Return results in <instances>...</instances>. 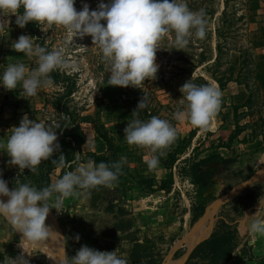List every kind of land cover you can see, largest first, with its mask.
<instances>
[{
    "label": "rangeland",
    "instance_id": "1",
    "mask_svg": "<svg viewBox=\"0 0 264 264\" xmlns=\"http://www.w3.org/2000/svg\"><path fill=\"white\" fill-rule=\"evenodd\" d=\"M100 2L108 3V0H75L74 7L80 11L82 6L87 4L89 11H93ZM187 5L194 12L204 9L207 20L205 38L200 39L193 34L189 44L181 50L174 43V33L167 34L159 42V49L156 52L155 63L158 65L156 78L145 79L137 86L139 88L107 84L110 65L104 60L99 48L92 44L90 36L73 37L63 26L49 27L34 22L20 28L15 24V16L5 17L11 23L4 33H0V77L9 63L23 62L30 70L37 67L35 57L29 58L10 47L11 42L17 40L20 35L34 37L35 43L49 51L63 48L67 59L77 65L75 70L59 69L51 72L54 86L39 88L37 95L32 97L25 96L20 85L12 91L0 86V144H6L11 128L19 126L24 114H27L30 120L33 119L31 116L42 117L44 106L50 109V105H44L45 99L49 97L51 100L53 94L65 91L67 82L73 81L71 105L79 107L82 114H89L95 120L81 122L86 140L81 145V151L76 153L78 160L72 163L69 171L86 163L89 153L108 156L112 153L100 136L101 127H98V123L101 122L119 144L117 158L127 157L125 165L129 168V173L118 177L113 183V186L121 190L119 203L125 206L128 216L133 220L132 232L139 240L149 239L146 245L155 256L162 257L161 264L184 263L187 258L184 257L185 247L177 244L183 234L193 228L202 216L193 218L196 211L195 190L186 169H182V166L186 168V165L180 159L194 153L205 156L212 151L215 152L214 150L219 153L222 151L224 155L230 154L225 146L216 144L220 139L226 141L235 128L240 129V133L228 148L232 149V153L236 152V160L220 167L209 189L211 195L216 198H213L214 200L222 201L212 216L213 226L210 230L212 231L222 220L233 223L230 219L245 218V213L250 214L252 210L264 207V0H249L246 10L238 6L235 0H230L226 18H221L223 0H187ZM236 16L241 18L236 20ZM230 18L232 23H225ZM101 23L104 24L105 21ZM218 30L223 32L221 36L217 35ZM72 39L76 46L69 43ZM218 41L219 51L216 48ZM240 51L253 52L254 69L248 72L245 82L229 80L225 84L222 90V106L210 129L202 133L187 120H175L173 116L179 106V99L182 98L179 91L182 84L189 79L197 85L209 81L218 84L215 76H219L223 81L226 77H238ZM245 72L246 70L242 74ZM249 92L252 94L250 101L243 106L235 107V104L244 101ZM143 97L147 107L138 110L139 119L147 120L156 115L169 120L177 130L176 141L166 150L173 152L177 140L187 138L194 130L190 144L185 151L178 154L179 157L171 168L164 164L167 158L165 154L160 157L159 166L149 170L145 163V156L149 155L148 149L129 145L123 137V130L132 119L131 113L137 107L133 102L135 100L138 103ZM56 114V110L51 108L48 116L55 120ZM40 120L44 121L43 118ZM9 160L5 149L0 148V179L8 182L10 190L17 186L16 180L30 183L38 190L45 187L47 182L43 161L33 173L28 169L19 170L18 166L9 164ZM52 161L53 158L49 159V162ZM60 168L56 166L51 170L50 184L63 176ZM252 171H255L252 177L247 178ZM259 171L261 173L256 177ZM170 177L172 182L168 190L157 187ZM238 185L239 189L233 195L231 190ZM92 192L90 190V198L84 203L78 198H68L59 209H50L45 224L53 232L67 237L64 251L69 257L75 256L82 245L98 251L110 252L117 249L119 254L127 257V250L131 244L127 238L107 239L99 235V244L107 247L103 250L82 237L88 230L98 229L99 217L111 219L103 209L104 201L101 198L94 199ZM235 195L237 197L233 201H223L225 197ZM0 198L4 201L8 199L4 196ZM259 199L262 203L258 207ZM77 235L78 241L75 239ZM50 245L55 247L60 256L63 244L57 236L53 235L40 242L24 239L22 233L16 232L8 219L0 216V264H3L5 256L15 258L20 254L24 255L28 264H52L46 251ZM177 248L181 257L173 259V253Z\"/></svg>",
    "mask_w": 264,
    "mask_h": 264
},
{
    "label": "clouds",
    "instance_id": "2",
    "mask_svg": "<svg viewBox=\"0 0 264 264\" xmlns=\"http://www.w3.org/2000/svg\"><path fill=\"white\" fill-rule=\"evenodd\" d=\"M75 0H0V33H4L11 21L5 17L15 16V24L24 28L29 22L37 25L63 26L73 37L90 36L104 60L110 65L107 84L119 87H136L145 79H155L158 65L155 63L159 42L169 33H174V43L184 49L191 36L204 39L207 20L204 9L192 11L187 0H108L100 2L97 9L89 11L84 4L82 10L74 7ZM22 9V11H21ZM101 21H105L104 24ZM73 39L69 41L71 45ZM76 46V45H74ZM10 47L29 58L35 57L37 67L29 69L23 62L9 63L0 77V86L12 91L20 85L24 95L32 97L42 87L54 86L50 73L63 69L75 70L77 65L70 62L63 48L49 51L35 43L29 35H20ZM80 48H85L78 46ZM182 98L174 112L175 120H187L202 133L210 129L222 106L223 93L213 81L197 85L189 79L179 88ZM147 107L144 97L131 113L132 119L124 128V139L129 145L148 149L145 163L149 170L159 166L160 157L177 139V130L167 119L153 115L147 120L138 118L139 111ZM66 118V117H65ZM57 128L29 119L24 114L18 127L11 128L6 144H0L10 157L9 164L19 170L36 172L42 161L52 158L60 145L56 143ZM59 167H65V155L60 152ZM127 157L118 161L96 163L89 159L73 171L42 189L30 183L16 180L11 190L8 182L0 179V216L8 219L15 231L24 239L33 242L45 241L53 235L62 242L58 257L59 264H128L127 257L113 251H98L82 245L75 256L69 257L64 251L67 237L60 236L45 224L50 209H59L68 198H78L84 203L90 198V190L98 186L112 187L122 174ZM258 201V207L261 206ZM58 212V211H57ZM251 219L250 230L254 235L264 236V218L245 213ZM75 239L78 241L79 236ZM3 264H28L23 254L15 258L5 256Z\"/></svg>",
    "mask_w": 264,
    "mask_h": 264
},
{
    "label": "trees",
    "instance_id": "3",
    "mask_svg": "<svg viewBox=\"0 0 264 264\" xmlns=\"http://www.w3.org/2000/svg\"><path fill=\"white\" fill-rule=\"evenodd\" d=\"M249 0H235V3L238 6H242L246 10ZM224 7L221 10V18H226L228 15L226 9L229 5L230 0H223ZM238 8V7H237ZM235 8V9H237ZM240 16H236L235 19H240ZM225 23H232V19L230 18ZM222 31L218 30L217 35L221 36ZM216 48L219 51L220 42L218 41L216 44ZM239 58V70L236 78L226 77L224 81L219 77L215 76L216 81L218 82L219 88L222 91L225 84L229 80H235L237 82H245L248 77V72L253 70L254 64V54L250 51H240L238 54ZM246 72L242 74L243 71ZM241 75L242 78H241ZM73 81L70 83L67 82L65 85L66 90L63 92H56L50 98L45 99L44 105H50V109L56 110L55 120L50 119L48 116L50 114V109L45 108L44 112H42V117L31 116L37 122H40L41 118L44 119L48 125L53 126V128H57V141L60 145V151L58 150L53 154L52 158L58 160L60 156V152L65 155V166L60 168V173L62 175L69 171L72 166V163L78 160L76 153L81 151V145L86 140V134L81 126L82 121H94L95 119L89 114H82L80 112L79 107L72 106L70 103V95L73 91ZM249 88V87H248ZM4 96L6 97V93L4 92ZM252 98L251 92L248 93L243 102L235 104V107L243 106L250 101ZM135 100L133 104L137 106ZM1 110V109H0ZM66 117V118H65ZM98 127H101L100 136L105 141L107 148L112 151L110 156L107 154H96L89 153L88 159L95 161L97 164L100 162L111 163L118 161L117 152L119 150V144L116 142L114 136L109 134L108 130L104 128L101 122L98 123ZM237 127V124H236ZM240 133V129L235 128L227 137V140L224 141L222 139L216 144L217 146H225L229 147L232 140ZM194 135V130L189 133V136L182 137L177 140L175 143V148L173 152L168 150L166 151L167 158L164 161V164L171 168L173 162L179 157V153L185 151L187 146L190 144V140ZM263 147H264V135H263ZM195 148V146L193 147ZM50 158V159H52ZM185 166H182V169H186V173L189 175L191 183L195 190V212L193 214V218H198L202 215L205 206L212 202L214 198L210 193V187L213 185L215 176L219 172L220 167L231 164L236 160V156H224L219 152H211L205 156H198V154L184 156L180 159ZM43 167L45 168V178L46 184L45 187L50 185V177L49 174L51 170L58 166L57 163L43 161ZM256 170V169H255ZM255 171H252L250 175L247 177H251V175ZM129 168L124 164L122 167V174H128ZM61 178V177H60ZM246 178V179H247ZM244 179V180H246ZM243 180V181H244ZM172 182V177L167 180H163L157 187L160 189L168 190L170 183ZM92 197L101 198L104 201L103 209L107 213V217H111V219L107 220L104 217H99L98 221L100 224L97 226L98 229L88 230L85 234H82V237L88 241L89 243L94 244L97 248H102L106 250V245L99 244L98 236H102L103 238L111 239V238H127L130 240L131 244L128 248L127 260L128 264H161L162 257L155 256L153 251L150 249L148 245H146L148 238L145 240H139L138 237L132 232L131 228L133 227V220L130 216H128V211L125 206L120 205L119 200L121 198V190L117 186L112 187H104L98 186L95 189H91ZM237 196L235 195L231 199L226 202L233 201ZM214 198V199H213ZM233 223L222 220L219 224L215 225L210 232L209 236L199 241L189 252L186 260L183 264H226L232 256V253L235 247L238 244L239 236L236 229V219H230ZM179 248H177L172 258L177 259L180 257L181 253H178Z\"/></svg>",
    "mask_w": 264,
    "mask_h": 264
},
{
    "label": "crops",
    "instance_id": "4",
    "mask_svg": "<svg viewBox=\"0 0 264 264\" xmlns=\"http://www.w3.org/2000/svg\"><path fill=\"white\" fill-rule=\"evenodd\" d=\"M226 149L227 151L229 150L230 154L224 155L222 151L220 153L224 156H236V152H231L232 149L230 150L227 147ZM214 151L216 152L217 150ZM254 212H256L257 216L264 218V207L258 210H252L250 214ZM251 222V219H245L244 217L237 219L236 229L239 235V241L226 264H264V236L254 235L251 232Z\"/></svg>",
    "mask_w": 264,
    "mask_h": 264
},
{
    "label": "bare ground",
    "instance_id": "5",
    "mask_svg": "<svg viewBox=\"0 0 264 264\" xmlns=\"http://www.w3.org/2000/svg\"><path fill=\"white\" fill-rule=\"evenodd\" d=\"M260 173L261 172L259 171L255 176L256 177L259 176ZM238 189H239V185L237 188L235 187V189H232L231 193L234 195L238 191ZM220 202H222V201L214 200V201L210 202L206 206L205 212L198 219L196 224H194L195 226L193 228H191L190 230H188L187 232H185L183 234L182 238L179 240V243L177 244V246L182 244L185 247L184 257H186V255L188 254V251L191 248H193L199 241L203 240L204 238H206L208 236L209 231H211L210 229L213 226L212 216L215 213ZM175 243H177V242H175ZM44 247H45V245H44ZM46 251H47V255H48L51 263L52 264H59V261H58L59 254H58V251L55 250V247L50 245ZM169 261H171V260H169Z\"/></svg>",
    "mask_w": 264,
    "mask_h": 264
},
{
    "label": "water",
    "instance_id": "6",
    "mask_svg": "<svg viewBox=\"0 0 264 264\" xmlns=\"http://www.w3.org/2000/svg\"><path fill=\"white\" fill-rule=\"evenodd\" d=\"M231 197H232V196H230V197H229V196H227V197H225V198H224V200H223V201H226V200L230 199ZM0 200H1V198H0ZM191 249H192V248H191ZM191 249L188 251V254H189V252L191 251ZM188 254H187V255H188ZM186 257H187V256H186Z\"/></svg>",
    "mask_w": 264,
    "mask_h": 264
}]
</instances>
